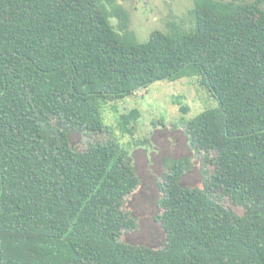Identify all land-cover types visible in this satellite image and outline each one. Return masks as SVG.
<instances>
[{
    "label": "trees",
    "instance_id": "1",
    "mask_svg": "<svg viewBox=\"0 0 264 264\" xmlns=\"http://www.w3.org/2000/svg\"><path fill=\"white\" fill-rule=\"evenodd\" d=\"M193 3L191 30L138 42L117 0H0V264H264V0ZM185 76L218 101L183 121L212 170L184 185L166 159L163 245L123 241L142 180L104 106Z\"/></svg>",
    "mask_w": 264,
    "mask_h": 264
},
{
    "label": "rangeland",
    "instance_id": "2",
    "mask_svg": "<svg viewBox=\"0 0 264 264\" xmlns=\"http://www.w3.org/2000/svg\"><path fill=\"white\" fill-rule=\"evenodd\" d=\"M130 14V27L135 33L134 40L146 41L155 30L170 32L191 30L194 24L193 0H117ZM193 21V24H192ZM118 27L117 18H112ZM189 107L184 112L182 107ZM218 106V101L199 83L196 76H185L175 81L162 80L151 84L134 95L110 101L104 106V116L114 133L131 154L141 185L130 195L126 209L136 218L138 227L124 231L121 240L160 247L165 233L156 215L161 209L158 200L162 196L159 183L167 171L166 159L189 158L190 169L181 182L189 186H202L204 170H212L211 165H203L201 155L191 147L183 126L203 110ZM137 108L140 117L129 125L132 132L123 130L119 121L123 113ZM102 139L110 137L102 134ZM72 142L77 148L86 144L84 138L72 134ZM136 142H140L137 144ZM239 213L241 207L233 206Z\"/></svg>",
    "mask_w": 264,
    "mask_h": 264
}]
</instances>
